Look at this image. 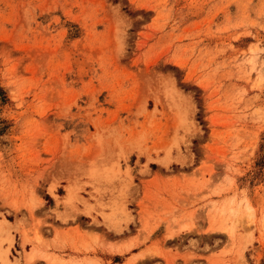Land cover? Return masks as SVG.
Instances as JSON below:
<instances>
[{
	"label": "rangeland",
	"instance_id": "374dc122",
	"mask_svg": "<svg viewBox=\"0 0 264 264\" xmlns=\"http://www.w3.org/2000/svg\"><path fill=\"white\" fill-rule=\"evenodd\" d=\"M0 87V210L60 258L264 264V0H0Z\"/></svg>",
	"mask_w": 264,
	"mask_h": 264
},
{
	"label": "crops",
	"instance_id": "0c3cea01",
	"mask_svg": "<svg viewBox=\"0 0 264 264\" xmlns=\"http://www.w3.org/2000/svg\"><path fill=\"white\" fill-rule=\"evenodd\" d=\"M5 212L3 209L0 210V223L2 226V230H0V249H3V253L6 252L9 246L6 239L13 236L14 240L9 247V261L5 259L4 254L2 257L5 262L0 261L1 264H120V262L114 261V255L119 254L118 251L114 250L112 259H109V257L101 255V252L106 254L109 250L100 247L94 248L95 253L84 248L69 249L62 259L59 257L60 251L55 249V242L53 241L55 231L53 228L45 227L44 223L24 221L22 211L17 213ZM23 233L27 237L26 240H24ZM14 252H19L22 255H15ZM24 252L28 253L29 256H23ZM15 259H19V262H16ZM62 260L66 262L64 263Z\"/></svg>",
	"mask_w": 264,
	"mask_h": 264
},
{
	"label": "trees",
	"instance_id": "16d2710c",
	"mask_svg": "<svg viewBox=\"0 0 264 264\" xmlns=\"http://www.w3.org/2000/svg\"><path fill=\"white\" fill-rule=\"evenodd\" d=\"M0 94H1V97H2V89H1V87H0Z\"/></svg>",
	"mask_w": 264,
	"mask_h": 264
}]
</instances>
